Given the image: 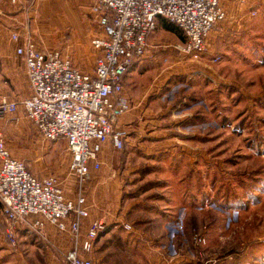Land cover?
Masks as SVG:
<instances>
[{"label":"rangeland","instance_id":"374dc122","mask_svg":"<svg viewBox=\"0 0 264 264\" xmlns=\"http://www.w3.org/2000/svg\"><path fill=\"white\" fill-rule=\"evenodd\" d=\"M21 6V24L8 26L0 21L10 35L14 31L26 33L28 25L37 47L66 48L64 43L70 35L68 31L60 34L56 20L61 17L55 18L47 10L42 14L31 2ZM68 17L72 19L73 15ZM180 32L178 36L167 31L161 23L155 34L159 52L170 54L182 70L192 64L210 70L199 73L189 69L188 75L181 73L176 80L180 84V105L172 113L181 125L173 134L180 150L156 155L150 161L146 152L136 148L134 130H127L126 148L113 151L98 170L101 174L111 172L113 177L116 171L123 188L114 192L104 187L102 206L97 192L89 197L86 186L90 180L85 184L87 205L103 213V207L115 208L121 202L126 224L141 235L127 234L118 227L105 241L113 244L126 239L138 243L131 248L134 258H125V263L144 261L147 253L143 243L148 240L151 258L159 257L163 264H264V34L248 42L245 49H230L216 56L206 54L201 60H193L176 50L186 42ZM90 46L94 54L91 43ZM73 53L69 50L72 58ZM213 57L219 61L212 63ZM171 64L169 60L159 66L165 69ZM189 86L195 89L186 96ZM29 93L28 90L27 96ZM23 101H14L19 103L16 113L3 117L2 128L13 145L14 157L39 178L52 175L63 182L68 179V184L63 185L65 195L75 199L78 182L69 174L66 142H43L25 115ZM8 228L0 202V261L35 264V258L41 255L35 246L43 243L34 239L37 233L21 229L16 243H12ZM22 234L30 236L22 238ZM62 260L65 263V253ZM158 260L156 264H161Z\"/></svg>","mask_w":264,"mask_h":264},{"label":"built area","instance_id":"2783aa9c","mask_svg":"<svg viewBox=\"0 0 264 264\" xmlns=\"http://www.w3.org/2000/svg\"><path fill=\"white\" fill-rule=\"evenodd\" d=\"M92 10L103 30L92 40L97 52L92 74L73 66L59 50H40L28 25L26 33L11 34L17 54L26 63L32 92L22 102L25 115L44 140L67 141L70 170L78 182L76 198L65 195L57 177L39 179L13 158L0 131V202L7 236L16 243L21 229L42 234L47 224L60 234L69 232L73 247L65 253L66 264H94L85 255L93 252L105 223L93 222L82 237L83 223L90 215L85 184L93 170L101 169L105 146L116 152L125 148L129 132L120 119L132 110V102L124 93L123 78L153 48L149 40L159 21L175 25L184 34L186 42L177 51L201 60L210 35L227 18L221 0H92ZM210 60L217 63L219 58ZM18 108L19 103L4 100L0 119Z\"/></svg>","mask_w":264,"mask_h":264},{"label":"crops","instance_id":"0c3cea01","mask_svg":"<svg viewBox=\"0 0 264 264\" xmlns=\"http://www.w3.org/2000/svg\"><path fill=\"white\" fill-rule=\"evenodd\" d=\"M23 2H31L41 10L42 14L44 10L45 12L47 10V14L50 13L55 18L61 17L56 20L58 30L61 35L65 31H68L70 37H68L67 44L64 43L66 48L60 49L59 51H61L62 56L66 60H69L73 66L80 69L83 73L92 74L96 65L97 52L92 53L90 43L92 45V40L101 36L103 32L93 13L92 0H21L18 4L14 5H11L9 0H0V11L3 12L0 16V21L8 26L10 24L14 25L15 23L16 26L21 24L23 17L21 3ZM221 3L226 11L227 18L210 35L206 46L208 56L228 53L230 49H245L248 42H251V40L257 41L264 34V0H221ZM61 9H64L62 13L60 12ZM68 15H73V18L69 19ZM162 21H159L158 28ZM3 23L0 22V104L4 100H25L32 93L26 63L17 54L16 50L18 45L12 41L10 30ZM156 31L149 40L153 48L148 51L146 58L140 63H135L124 75V93L132 102V110L120 119L121 126H124L127 130H134L136 134V148L140 151L143 150V153L146 152L149 155L148 158L150 161L156 155L166 152L174 153L180 150V146L177 144L176 137L173 134L175 127L181 125L180 120L176 119L177 116L172 113L180 105L177 102L180 94V84L177 85L176 80L181 77V73L182 75H185V73L188 75L190 72L188 71L189 69L196 70L199 73H210V70L205 66L194 64L188 65L182 70L177 61L173 63L170 54H162L158 48H154L158 44L155 40ZM38 48L44 52L54 51V49H42L39 46ZM69 50L74 51L73 58L69 54ZM169 60L170 64L172 62L171 67L166 66L165 69L160 68L159 65L161 62H169ZM194 89L195 86H189L187 88L189 94L186 96H189ZM28 90L30 93L27 96ZM4 121V118L0 119V131L5 136L7 149L11 156L15 158L10 138L2 128L4 127ZM42 140L43 142L46 141L44 139ZM60 141L66 142L68 149L67 141ZM112 152L113 150L109 145L104 147L101 155L102 166L104 161H109L108 156ZM68 153L70 156L69 174L73 177L70 170L71 155L69 150ZM113 173H115L114 177L111 172L101 174L98 170H93L91 181L86 186L89 197H92L93 192H97L100 205L105 203L104 187L109 186V189H112L114 192H118L123 188L119 184L120 182L118 181L116 171ZM41 177L37 178L45 179L52 177V175ZM57 178L59 179V177ZM66 180L67 182H63L60 179V185L64 193H66V187L64 188L65 182L66 185L68 184V179ZM120 195H123V192ZM66 196L72 198L68 194ZM87 207L90 215L83 223L81 230L82 237L87 234L91 224L95 221H103L105 223V231L97 239L93 252L90 255H85V257H91L94 264H129L125 263L124 259L134 258L131 248L136 247L138 243L126 239L119 242L115 241L113 244L105 241L108 235L114 233L118 227H122L127 234L134 232V234H137L136 237H140L141 235L140 231L136 230L135 227L133 229L130 225L126 224L127 216L122 210L121 202L116 204L115 208L110 209L108 207L106 209L103 207L105 211L103 213L100 210H93L90 204ZM126 226L130 229L127 230ZM21 236L22 238H27L30 235L22 234ZM31 236L33 238V235ZM35 238L36 241H43V243L35 246L41 251V255L38 253L39 257L36 256L37 258H35V264H65L62 260V253H67L73 247L69 232L60 234L54 226L47 224L42 234H36ZM23 240L25 239H22V243L24 242ZM143 244L146 247L145 253H147V258L138 264H156L157 262L155 260H158L159 257L151 258V241L147 240ZM57 253H61V255H57ZM0 259L2 261V257ZM1 261L0 264L9 263L6 259L4 261L7 263ZM160 262L158 260V263ZM25 263L29 264L28 261H25ZM161 264L163 263L161 262Z\"/></svg>","mask_w":264,"mask_h":264},{"label":"trees","instance_id":"16d2710c","mask_svg":"<svg viewBox=\"0 0 264 264\" xmlns=\"http://www.w3.org/2000/svg\"><path fill=\"white\" fill-rule=\"evenodd\" d=\"M162 26H163V28L165 29V30H167V31H170V32H173V33H175V34H177L178 36L180 35L179 34V30H178V28L175 26V25H173V24H170V23H168V22H166V21H162ZM181 33V32H180ZM181 36V35H180Z\"/></svg>","mask_w":264,"mask_h":264}]
</instances>
